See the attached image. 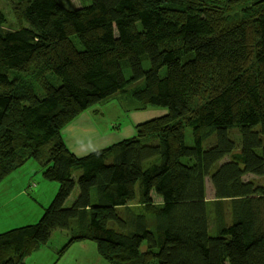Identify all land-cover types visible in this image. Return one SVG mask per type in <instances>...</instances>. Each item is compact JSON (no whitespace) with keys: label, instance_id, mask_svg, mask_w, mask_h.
<instances>
[{"label":"trees","instance_id":"obj_1","mask_svg":"<svg viewBox=\"0 0 264 264\" xmlns=\"http://www.w3.org/2000/svg\"><path fill=\"white\" fill-rule=\"evenodd\" d=\"M83 1L19 0L17 29L0 10V185L34 159L59 186L38 222L0 234V264L57 230L59 257L92 241L107 264H264V0ZM128 92L168 114L73 153L63 129ZM79 181L90 205L70 202Z\"/></svg>","mask_w":264,"mask_h":264},{"label":"rangeland","instance_id":"obj_2","mask_svg":"<svg viewBox=\"0 0 264 264\" xmlns=\"http://www.w3.org/2000/svg\"><path fill=\"white\" fill-rule=\"evenodd\" d=\"M58 1L62 6L73 10L80 9L84 5L90 4L89 2L84 3L83 0ZM206 1L212 3L213 0ZM18 2L19 0H0V10L6 16L7 23L5 27L8 29H17L23 25L22 11L19 5L20 3ZM196 2H200V0H196ZM144 64L145 67L149 65L147 60ZM166 71L167 68H163L160 71V75L165 76ZM168 112V108L165 107L149 105L148 107L144 108L140 106L139 103L136 102L132 97L131 92L116 94L115 96L102 101L101 103L84 112V116L80 118V124L77 126L79 127L78 130L80 131V135H77V132L75 138L73 137L75 141H79L81 138H84V143L78 145L77 142L75 149L81 150V152L82 149L93 151L96 149L90 148H106L115 143L123 141L124 139H130L136 136L137 133L135 129L136 126L134 127V125L162 117L168 114ZM78 118L79 116L76 117L71 122V124L74 125V122L79 121ZM91 120L97 121L95 129L92 130L90 129L91 126H93V122H91ZM186 132L187 144H191L192 131L190 128H187ZM62 133L69 143V135L63 131ZM204 144L205 146H209L210 141H206ZM41 170L43 169L40 164L36 160L31 159L24 166L12 172L0 185V195L2 194L5 197L0 202V208L4 209H0V234L12 230L11 228H17V226L23 224L24 222H31L28 220L27 216L31 209L29 203H27L25 206L20 198L17 200L15 199L16 201H14V195L21 194L22 192L20 190L26 188L28 184H32L33 182L37 183L38 188L34 190V193L32 192V198L38 200L39 202L56 195H53V190H55L57 193L59 189L58 183L47 180ZM80 175V170L74 171V179H78ZM11 179L12 182L10 181ZM10 184L13 190H11V187L8 186ZM82 185H86V183ZM76 189L80 192H83V197H87L89 195V193L87 194V185L81 186V184H77ZM77 196L78 192L74 191L70 202ZM154 197L156 204L161 203L159 196H156L155 194ZM207 197L208 199H212L214 197L210 180H207ZM131 205L136 208H141L138 200L132 202ZM117 210L118 208L109 209V212L103 221L106 225H122ZM68 240L69 237L67 236L66 232L62 230L53 232L49 245L43 246L39 251L29 254V256L26 257L27 259L25 264H54L57 259V264H74L77 256V252L75 250H71L70 252L66 253L62 258L59 257L55 251V248H60L62 245H66ZM81 245L85 247L82 251H84L86 259L84 261L80 260L78 264H95L96 260H90V257L98 255L97 245L92 241L82 243ZM77 249L79 251V248ZM36 258L37 261L35 260Z\"/></svg>","mask_w":264,"mask_h":264},{"label":"crops","instance_id":"obj_3","mask_svg":"<svg viewBox=\"0 0 264 264\" xmlns=\"http://www.w3.org/2000/svg\"><path fill=\"white\" fill-rule=\"evenodd\" d=\"M82 116H84V113L83 114H81L80 116H79V118H78V120L79 121H77V122H74L73 124L74 125H68L67 127H65L64 129H63V132L64 133H66L67 135H69V138H68V140H69V143L67 142V139L64 137V135H63V133H62V137H63V139H64V141H65V143L67 144V146H68V148L73 152V153H75L77 156H86V155H88V154H90V153H92V152H94V151H96V150H100V149H103V148H90V149H96V150H91V151H89V150H87V149H82V152H81V150H76L75 149V147H76V143L78 142V145L79 144H83L84 143V138H81L79 141H75L74 139H73V137L75 138V136H76V134H77V132H78V134L77 135H80V131L78 130L79 129V127H77L78 126V124H80V118L82 117ZM91 122H93V126H91V130L92 129H95V126H96V123H97V121H95V120H91ZM138 124H136V125H134V127L135 126H137ZM135 129H136V127H135ZM137 132V131H136ZM125 140V139H124ZM99 147H102V146H99ZM89 149V148H88ZM89 151V152H88ZM42 171V170H41ZM15 180V179H14ZM11 182H12V179L10 180ZM83 182V183H82ZM86 182L85 181H79V183L78 184H81V186H86L87 185V187H88V189H87V194L89 193V195L86 197H84L85 198V200H86V202H87V205H90V201H91V197H90V195H91V191H90V189H89V186H88V184L86 183V185H82V184H85ZM2 184V183H1ZM16 185V184H15ZM8 186H10L11 188V190H13L12 189V186H11V184L10 185H8ZM38 188V185H37V183L36 182H33L32 184H28V186L26 187V188H24V189H22V190H20L22 193L21 194H19V195H14V201H16L17 199H19L20 198V200L22 201V203L26 206L27 205V203H29V205L31 206V209H30V211H29V213H28V220L29 221H31V222H24L23 224H21V225H19V226H17V228L18 227H22V226H26V225H30V224H34V223H36V222H38L39 220H40V218L42 217V215H43V213H44V209L50 204V202L53 200V198H54V196L53 197H51V198H49V199H45V200H41V202H39L38 200H36V199H33L32 198V192L34 193V190H36ZM76 191L78 192V194L79 193H81L82 195H83V192H80L79 190H77L76 189ZM58 192V191H57ZM56 194V192H55V190H53V195H55ZM84 196V195H83ZM5 197H4V195H0V202L4 199ZM16 199V200H15ZM24 206V207H25ZM23 207V208H24ZM0 209H2V208H0ZM2 210H4V209H2ZM5 211H8V210H5ZM117 211H119V209L117 210ZM13 223H15V222H13ZM16 223H17V221H16ZM11 229H14V228H11ZM67 234V233H66ZM68 236V235H67ZM64 245H62L60 248H55V251H56V253H57V255H58V251L63 247ZM77 246V247H76ZM77 248H79V251H78V249ZM85 247L84 246H82L81 244L80 245H74V246H72L71 247V249L68 251V252H70L71 250H75L76 252H77V256H76V260H75V263L74 264H78L79 262H80V260H82V261H84L85 259H86V256H85V254H84V251H82L83 249H84ZM67 252V253H68ZM97 256H99V255H96V256H91L90 257V260H96V262H95V264H107V263H105V261L103 260V261H101L102 259L100 258V257H97ZM63 257V256H62ZM61 257V258H62ZM36 261H37V258L35 259ZM57 262H58V259H57V261L56 262H54V264H57Z\"/></svg>","mask_w":264,"mask_h":264}]
</instances>
